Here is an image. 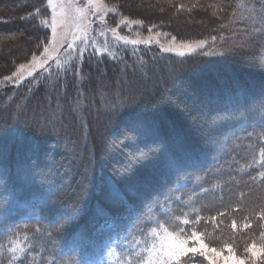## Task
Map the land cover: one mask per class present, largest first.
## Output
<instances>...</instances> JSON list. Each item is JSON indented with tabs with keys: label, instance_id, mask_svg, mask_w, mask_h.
<instances>
[{
	"label": "rangeland",
	"instance_id": "1",
	"mask_svg": "<svg viewBox=\"0 0 264 264\" xmlns=\"http://www.w3.org/2000/svg\"><path fill=\"white\" fill-rule=\"evenodd\" d=\"M40 1H43L45 8L33 9V6L38 5ZM119 1L110 0L108 3L106 0H54L58 5L57 18L63 21L58 24V33H66V36L54 45V50L50 48V55L43 51L44 46L53 45L51 29L48 27L51 23L52 8L48 5V0L20 1L19 8L21 9L22 6L24 12L31 11V17L36 18L39 26L48 31L45 35L47 40L45 37L43 40L40 37L27 51L24 46L26 40L21 41L19 49L29 53L23 64L31 65L34 56L45 63L43 67H35L31 75H28L25 70L21 79L12 76L18 67L12 74L0 80V121L2 118L5 122L6 117H3L5 113L2 112L12 107L8 105V102L19 98V104L13 111L15 117L13 118L12 114L9 115L14 129L22 128L27 116L31 117L38 112L42 113L41 121L38 122L39 126L42 127L43 122L54 124L53 122L57 120L55 127L59 129L58 126L64 127V121H66L63 118L59 122V116L67 113L72 115L75 122L82 123H79V126L83 128L84 132H81L85 133L87 139L86 131L89 130L90 125L86 124V121L89 120V116H95L94 112L88 108V104H93L91 103L93 97L102 112L98 126L102 130L100 134H103V130H107V121L114 122L115 117L127 115L128 110L135 104L139 105L137 108L142 111L144 104L147 103L145 92L149 87L155 84L159 86L161 82L167 81L171 87L174 86L177 98L181 101L190 100L196 109L200 108L203 112L201 119L197 115L200 123L198 125L193 123L192 125L196 128H191L189 134L197 136L201 133L200 137L206 141L210 136L218 134V131L212 132L205 123L208 117L216 118L220 114L213 94L215 91H208L205 87H201L200 90L192 83H188L187 75L205 76L207 69L218 67L220 62L227 66L232 61L257 70L260 67L264 69V0L258 5L255 0H220L221 2L209 0L206 5H203L205 9H202L201 5L198 6V2L191 4L189 0H176L173 4L183 14V18L167 23L157 19L162 15L160 13L165 12L164 8L158 5L161 0H154L151 6L154 14L150 11V16L140 11L142 4L136 5L139 6L136 11L138 14L133 16L122 7L125 1ZM28 3L33 6H29ZM168 3L172 4V2ZM39 5L42 6L41 3ZM61 10L63 16H61ZM138 15L146 18H140ZM201 40L206 43L195 47L194 51H189L186 47L187 45L195 46ZM131 41H137V43L134 44ZM11 44L9 46H12ZM13 48L14 46L11 49ZM181 52L183 55L180 54ZM6 77H12V79H6ZM182 77L186 78L184 83L179 82L182 81ZM42 78H45L44 86L51 88L46 94L48 99L45 102L46 108L43 107L42 111L37 109L38 112H29L23 109L21 104L29 99H20L22 92L19 93V91L39 80L42 82ZM176 80L179 86L175 84ZM65 83L66 92L63 91ZM157 86L149 90L151 91L149 95L151 94L153 99L155 95L153 91L158 90ZM69 96L71 97V102L67 103L69 109H65V98L69 99ZM88 99L90 102H87ZM36 100L37 103L40 102ZM47 102L50 103L47 104ZM223 106L228 107L224 103L219 108ZM247 121L249 130L255 133L260 132L250 137L252 142H255L257 138L259 141H256V144L261 145L256 151L253 148L250 149L252 152L249 151V153L252 155L244 156L245 169L248 170L252 165L259 170L262 168L261 173H264V166H262L264 158L260 155L264 152L262 147L264 146V104L255 109ZM128 129H130L129 126L120 128L117 132L111 131V134L120 133L125 137ZM141 133H146L145 129H141ZM248 133L241 135L238 140L239 148L245 145L240 144V141L246 142L247 139L244 136ZM169 134L179 142L186 139L179 128L171 129ZM233 134L228 136L229 140L230 138L237 140ZM189 139L188 136L187 140ZM83 141L85 139L81 136V142ZM133 143L124 138L122 146L107 154L111 160L113 158L117 160L115 174L126 172L130 166L137 163V156H132L135 150ZM231 152L232 150L228 148L226 154ZM225 155L220 158H224L225 161L228 159L235 161L234 158H227ZM90 157L93 159V155ZM42 159L45 163L44 171H48V157H42ZM207 163L209 168H213L215 159ZM238 165L241 169V160ZM226 167L230 168V165L226 164ZM216 172V175H211L214 180L222 175L220 174L222 170H216ZM261 173H255L254 178H262ZM206 177L194 175L193 178H185L176 184L174 190L164 191L161 208L157 215H150L142 222L135 223L132 220L137 217L135 211H132L131 215L118 214L112 219L102 215L99 220L85 228H77V226L72 239L70 241H68L69 238L66 239L63 242L67 241L65 244L58 243L54 236L65 227L64 225L74 221L75 213L78 214L80 211L73 207L74 210H68L69 212L62 210L53 215L56 223L51 224L48 221L44 222L40 214L42 206L46 205L45 191L40 196L27 199L20 200L18 197L17 200H12V197H9L0 203L2 206L0 207V264H141L142 260L146 259L144 249L150 247L153 242L149 235L152 227L158 228L159 222H168L176 216L190 219V216L200 213V208H212L217 206V203L221 205L212 197L218 191L215 181L210 188L213 191L211 194L207 192L208 190L202 189L206 187ZM130 180L127 181V187L135 188L136 184L134 185ZM233 181L228 178L226 181L228 193L223 195L226 203L229 202V204L234 198L237 200L247 193L241 185V189L238 188L239 195H235L234 189L229 188ZM62 185L68 188L66 183ZM95 185L96 191L108 192L110 198L115 200L122 198L121 193L109 178L106 180L101 178L99 185L96 180ZM133 191H127V194L132 195ZM138 191L141 192L140 188ZM257 205L260 208L264 207V199ZM236 212L241 210L235 206L213 213L214 215L211 212L207 221L204 218L201 220V224L206 221L205 224H197L196 229L206 233L209 242L231 243L236 254L244 258V246L253 238L257 240L260 238V234L264 233V223L258 216L261 210L250 216L248 214L251 212L247 213V216H241V213ZM7 219L9 222H5ZM233 220L238 225L235 230L231 228ZM245 221H249L252 227L244 229ZM2 223H4L3 227ZM184 227L185 231L191 230L190 226ZM210 246L218 247L222 244L210 243ZM13 249L16 251L13 252ZM191 255L190 253L189 256ZM185 264H208V262L197 254L194 260H186Z\"/></svg>",
	"mask_w": 264,
	"mask_h": 264
},
{
	"label": "trees",
	"instance_id": "2",
	"mask_svg": "<svg viewBox=\"0 0 264 264\" xmlns=\"http://www.w3.org/2000/svg\"><path fill=\"white\" fill-rule=\"evenodd\" d=\"M20 1L23 0H0V80L12 74L25 61V58H28L29 53L25 52L33 46L34 41H38L40 37L43 40L48 33L45 28L39 26L36 18L31 17V11L24 12L22 6L21 9L19 8ZM109 1L106 0L108 3ZM124 1L122 7L133 16L138 14L136 12L139 7L136 6L137 4H142L140 11H144L145 14L150 16V11L151 14H154L151 7L154 0H147L148 2H142V0ZM208 1L189 0L191 4L198 2L199 5H197H201L202 9H205L203 5H206ZM214 1L221 2L220 0ZM255 1L258 5L262 0ZM168 2L173 4L176 0H161L158 5H161L165 12L160 13L162 15L157 19L167 23L183 18V14L178 11L175 4L172 5ZM31 3L28 5L32 7ZM40 3L42 6L39 5ZM38 8H45L43 1L33 6L35 10ZM138 17L146 18L139 15ZM23 40H26L24 42L25 52L19 49ZM40 42L39 45H41ZM10 44L12 46H9ZM13 46L14 48L11 49ZM220 64L216 68L207 69L205 76L187 75L188 83H192L200 90L201 87H205L208 91H215L213 94L217 111L220 114L216 118L208 117L205 123L212 132L218 131V134L210 136L207 141L200 137L201 133L197 136L189 134L193 127L196 128L192 124L200 123L202 110L196 109L188 99L181 101L177 98L174 86L171 87L167 81L161 82L159 86L155 84L149 87L145 92L147 103L144 104L142 111L137 108L139 105L135 104L128 110L127 115L115 117L114 122L107 121V130H103V134H100L102 130L98 126L102 112L94 101L95 97L92 96L91 103L93 104H88V108L94 112L95 116H89V120L86 121V124L90 125L89 130L86 131L87 139L85 133L81 132L83 128L79 126L82 123L75 122L72 115L67 113L59 116V122L63 118L66 120L64 127L61 125L58 126L59 129L56 128L57 120L53 122L54 124L43 122V126H39L38 122L41 121L42 113L38 111H42L43 107L46 108L45 102L48 100L46 94L51 90L44 86L45 78L41 79L42 82L39 80V82L23 88L19 91V93L22 92L20 99L29 100L21 103L22 108L29 112L38 109V113L31 117L28 115L23 127L14 129L9 115H13L14 107L19 104V98L9 101L7 104L12 107L2 112L5 113L3 117L6 118L5 122L2 121V118L0 121V203L9 197H12V200H17L19 197L21 200L40 196L45 191L46 205L42 206L40 212L44 222L48 221L53 224L56 221L53 215L62 210L77 209L80 211L78 214L75 213L74 221L64 225L65 227L54 236V239L57 238L59 241L58 243H63L68 238L70 241L77 226V228H85L90 223L99 220L102 215H105L107 219H112L118 214L131 215V212L135 211L137 217L132 219L134 223L142 222L150 215H157L161 208L164 191L174 190L176 184L185 178H193L194 175L207 176L206 187L202 189L208 190L209 194L213 192L210 188L213 187L215 181L218 191L212 197L215 202L217 201L223 206L217 203V206L212 208H200V213L190 216L189 220H194L199 215L207 221L211 212L215 214L232 206L240 208L241 212L236 213H241V216H247L249 212H251L248 214L249 216L253 215L258 210L264 211L263 206L260 208L257 205L260 200L264 199V177L254 178V174H260L262 168L259 170L250 165L248 171L247 168L245 169L246 161H244V156L251 154L249 153V151L252 152L251 148L256 151L261 145L256 144L259 139L256 138L255 142H252L250 138L260 132L255 133V131L249 130L246 122H248L247 119H250L253 111L264 104V69L260 67L257 70L237 62L233 63V61L227 66ZM63 81L65 82V80ZM185 81L186 78L182 77V81L179 82L184 83ZM175 84L179 86L177 80ZM154 86H157L158 90L153 91L155 94L153 99L152 95H149L151 92L149 90ZM63 91L66 92V83ZM36 99L40 102L37 103ZM156 100L159 101L156 102ZM68 102H71V97L65 98V109H69ZM87 102L90 100L88 99ZM49 103L47 102V104ZM224 103L228 107L223 106L220 109L219 106ZM69 105L71 107V103ZM128 126L130 129L126 130L125 137L120 133L111 134V131L115 132L116 130L117 132V129H124ZM175 128L181 130L182 135L186 136L185 140L179 142L176 138L173 139L169 132ZM141 129H145L146 133H141ZM96 131L97 133H95ZM247 132L249 133L244 136L247 141H240V144L245 145L239 148L238 140L242 134ZM232 133L237 137V140H232V138L229 140L228 136ZM120 135L122 136L120 137ZM81 136L85 141L81 142ZM188 136L190 137L189 141L187 140ZM124 138L126 141L134 142L135 150L132 152V156H137V163L130 166L128 171L115 174L114 171L117 170L115 161L117 160L114 158L111 160L107 154L122 146ZM235 144L237 146H233ZM262 147L264 148V146ZM228 148L232 150V154H226ZM90 155H93V159ZM224 155L227 158H234L235 161L232 162L231 159L225 161L224 158H220ZM42 157H48V171H44L45 163ZM213 159H215L213 168H209L207 162H212ZM240 160L241 169L238 165ZM225 163L229 164L230 168H227ZM216 170H222L220 172L222 175L219 179L214 180L211 175H216ZM101 178L105 180L109 178L121 193L122 198L115 200L109 197L108 192L96 191V180L99 185ZM130 178L133 179L130 180ZM228 178L234 180L233 183H230L229 188L234 189L235 195H239L238 188L241 185L247 190L242 198L241 196L237 200L234 198L231 202L233 204L226 203V199L223 197L225 193H228L226 186ZM128 180L133 181L134 185L136 184L135 188L127 187ZM62 183H66L68 188L64 187ZM139 188L141 192L138 191ZM130 190H134L132 195L127 194V191ZM14 216L16 218L17 213ZM5 222H9V220L7 219ZM205 222L201 224L200 221L198 225H204ZM261 222L264 223V219ZM3 226L4 223H2Z\"/></svg>",
	"mask_w": 264,
	"mask_h": 264
},
{
	"label": "clouds",
	"instance_id": "3",
	"mask_svg": "<svg viewBox=\"0 0 264 264\" xmlns=\"http://www.w3.org/2000/svg\"><path fill=\"white\" fill-rule=\"evenodd\" d=\"M199 223V217L189 222L186 218L173 217L168 222H159L158 228L152 227L149 235L152 238L150 253L147 256L148 264H168L182 251H191L204 257L208 264H248V260L236 254L231 243L207 240L204 232L192 229ZM184 226H190V231H185ZM235 228V224L232 225ZM210 243H219L222 246L211 247ZM226 252V255H225ZM261 248L253 245L252 256H259Z\"/></svg>",
	"mask_w": 264,
	"mask_h": 264
},
{
	"label": "snow or ice",
	"instance_id": "4",
	"mask_svg": "<svg viewBox=\"0 0 264 264\" xmlns=\"http://www.w3.org/2000/svg\"><path fill=\"white\" fill-rule=\"evenodd\" d=\"M48 5H50L52 8L51 23L48 25V27H50V29H51V39L53 41V45L44 46L43 51L45 54L50 55L51 54L50 48H53V50H54V45L56 43H58L59 40H63L64 37L66 36V33H58V24L63 22L62 20H58V18H57V7H58V5L54 2V0H48ZM181 7H183V5H181ZM61 16H63L62 10H61ZM45 39L47 40V36H45ZM131 42L134 44L137 43V41H131ZM205 43H206V41L201 40L195 46L187 45L186 47L188 48L189 51H194L195 47L203 46ZM180 54L183 55V52H181ZM44 63H45V61H40L38 57L34 56L32 59L31 65H26V64L21 63L19 65V68L17 69V71L15 73H13L12 76L16 77L17 79H21L24 76L25 70H27L28 75H31L32 70H34L35 67H37V66L43 67ZM6 79H12V77H6ZM260 155L262 158H264V152H262ZM262 166H264V164H262ZM261 176L264 177V173H261ZM221 215H223V214L221 213ZM197 216L199 217V222H200L203 218L199 215H197ZM258 216L260 219H264V211L259 212ZM212 219H215V218H212ZM191 221L189 220V222H191ZM233 224H235V228L232 227ZM251 227H252V225L249 221H245L243 223L244 229H249ZM231 228L234 230L238 228L237 222L235 220L232 221ZM192 231L196 232L197 229L193 228ZM253 245L261 248V252H260L259 256H252L251 255V248ZM12 251L15 252L16 249H13ZM150 251H151L150 247L144 249V252L146 253V259L142 260L141 264H148L147 256L150 253ZM244 252H245L244 258L248 260V264H264V233L260 234V238L258 240L255 238L250 240L244 246ZM190 253L192 254L191 256H189ZM197 254L198 253H193L191 251H182L179 254H177L171 261H169L168 264H185L186 260H188V261L194 260L195 256Z\"/></svg>",
	"mask_w": 264,
	"mask_h": 264
}]
</instances>
